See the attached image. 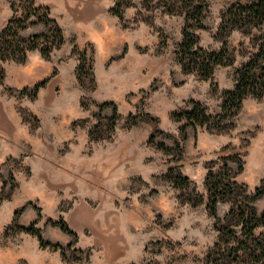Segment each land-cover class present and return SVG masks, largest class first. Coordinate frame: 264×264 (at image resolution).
Here are the masks:
<instances>
[{
	"label": "rangeland",
	"instance_id": "374dc122",
	"mask_svg": "<svg viewBox=\"0 0 264 264\" xmlns=\"http://www.w3.org/2000/svg\"><path fill=\"white\" fill-rule=\"evenodd\" d=\"M34 1L49 7L64 41H54L49 57L32 49L24 62L0 58V264H213L209 252L229 209L243 202L242 189L252 196L264 185V95L247 96L220 124L175 115L195 101L207 114L219 112L235 70L257 51L256 31L231 29V63L205 78L177 59L186 24L169 10L174 0H131L121 19L111 10L117 0ZM205 1L202 27L188 29L199 47L217 51L222 16L241 0ZM29 13L28 0H0V30L12 18L24 25L13 23L21 37L47 33ZM210 170L239 184L217 201L216 217L207 208ZM174 173L188 185H175ZM250 204L264 210V196ZM229 222L239 229L236 216ZM16 223H33L63 249L40 246ZM255 236L263 241L264 227ZM243 247L231 264H258L253 242Z\"/></svg>",
	"mask_w": 264,
	"mask_h": 264
},
{
	"label": "trees",
	"instance_id": "16d2710c",
	"mask_svg": "<svg viewBox=\"0 0 264 264\" xmlns=\"http://www.w3.org/2000/svg\"><path fill=\"white\" fill-rule=\"evenodd\" d=\"M144 2H151V0H144ZM130 5L131 0H117L116 6L111 10L121 19L123 17V8ZM206 5L205 0H174L170 7H168L173 12L180 11L185 18L186 26L183 28L182 38L176 51L177 59L184 71L195 72L205 78L210 77L215 66L231 63L225 38L228 32L234 28L241 29L246 33L256 31L253 41L257 44V51L247 62L235 70L234 85L231 89L223 92L219 112L216 115L207 114L200 103L195 101L191 110L175 115L178 120L185 119L187 123L195 122L202 124L213 120V122L220 124V122L237 114L243 100L247 96L260 97L264 95V0H241L240 2L231 4L227 8L226 13L223 14L221 19V27L218 30V37L222 39V47L217 51H208L199 47L196 35L188 29L193 24L197 27H202L200 21ZM28 7L30 8V12H33L29 13L28 16H35L36 18L31 20L30 23H43L47 27L48 32L34 34L28 38L21 37L15 27H13V23L18 27L17 29L24 27L23 23L20 19L13 20L11 18L6 27L0 30V58L2 61L13 59L17 62H24L28 52L32 49H38L42 56L49 57L55 45L53 44L54 41L56 40L58 45L64 41L62 28L56 19L49 16L50 9L47 5H36L34 0H28ZM38 9H42L44 12L42 11L43 13L39 14L37 13ZM81 61H86L85 51L81 55ZM45 82L46 79L34 84L32 93H30L36 96L38 90L44 86ZM28 92V87L20 90L21 94H27ZM106 104L110 103L104 102L101 108ZM112 110L113 114L109 117V121L115 123L118 116L116 107L113 106ZM156 146L165 152L169 151L161 143H158ZM224 164L227 167L226 163ZM174 174L173 180L175 185H188L187 177L177 173ZM204 182L208 193L207 208L216 217L215 205L217 201L226 200L233 196L235 194L233 193V187L239 186V184L233 181L228 174L226 178H218L211 170L207 173ZM241 196L243 197V202L237 205L236 208L232 206L224 217V222L227 224L223 227L225 229L218 227V239L209 252V258L213 264H231L232 262H236L239 250L245 248L243 247L244 241L253 242L257 250H254L252 254L253 258L258 264H264V240L262 241L258 236H255V230L258 227H264V210L259 212L250 204L253 199L264 196V185L257 187L252 196H248L245 189H242ZM26 204L14 212L15 219L17 214L25 208ZM235 216L238 218V223H235V225H239V229H235L234 225H231L229 222ZM216 220L220 221V219ZM52 223L59 225V228L64 232L72 233L71 229L62 221H53ZM15 226L22 231L37 236L40 246L52 245L55 248L63 249L57 243L52 244L44 241L33 223L29 226L18 225L16 223ZM230 242H233V245L230 246ZM246 246L248 249L247 243Z\"/></svg>",
	"mask_w": 264,
	"mask_h": 264
}]
</instances>
